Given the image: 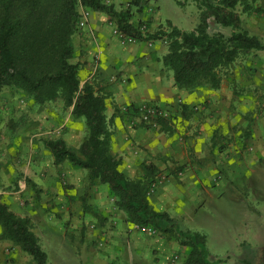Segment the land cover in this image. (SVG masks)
Listing matches in <instances>:
<instances>
[{"label":"crops","instance_id":"crops-1","mask_svg":"<svg viewBox=\"0 0 264 264\" xmlns=\"http://www.w3.org/2000/svg\"><path fill=\"white\" fill-rule=\"evenodd\" d=\"M101 1L119 10L118 4L127 0ZM133 2L131 19L146 21L148 35H154L160 28L166 29L167 23L175 26L170 21L161 23L154 13L150 14L147 2ZM245 15H240L242 27L264 43V9L261 19L253 14L246 18ZM108 20L104 12L91 11L86 26L72 36L70 62L78 65L79 85L90 82L105 97V115L113 120L110 150L121 160L122 170H136L130 174L141 176L142 168L135 161L151 156L161 171L168 173L166 169L170 168L173 177L168 176L155 189L150 198L152 206L171 219L170 213L185 215L189 209L199 208L206 196H211L209 189L213 184L227 186L220 176L213 182L217 171L235 172L233 168L227 170L228 157L223 158L222 154L214 156L215 165H212V157L200 167L192 160L205 159L204 145L209 141L221 140V145L231 146L238 132L236 129L244 126L242 111H258L259 106L264 105V50H251L239 56L218 89L182 90L174 84L172 72L162 65L161 58L166 52L163 42L150 38L155 40L152 46L147 45V39L121 45L111 35ZM208 22L210 32H219L224 37L231 35L229 27ZM242 68L245 73L240 71ZM242 77H247L248 81L244 83ZM12 93V90L0 91V183L3 184L0 200L15 215L28 218L38 233L43 232L37 236L44 240L48 259L51 257L54 264H153L150 256L155 255L157 264H166L169 250L186 253V246L178 241L144 234L125 222L122 212L110 208L105 185L100 184L97 189L88 185L85 188L88 180L85 170L67 161L53 163L45 145L47 140L60 138L76 149L86 136L84 120L74 117L71 107L62 110L60 101L38 105L28 102L26 96H22L18 104ZM25 98L27 105L22 103ZM180 101L185 106L183 114L178 105ZM140 103L169 110L173 116L170 130H163L161 125L150 128L136 123L132 126L126 108ZM256 126L259 129L253 130V141L262 156L264 124L256 119ZM134 146L140 149L138 158L132 155ZM19 173L27 178L28 184L19 180L15 187L14 179ZM63 179L72 186L70 189L63 186ZM84 193L89 197L90 207L103 215L101 223L112 221L115 224L103 235L87 227L85 232L79 231L80 222L88 224L94 220L86 215L85 220L80 221L86 214L79 200ZM1 231L0 227V235ZM92 241H103V249L95 256L87 251ZM6 245L12 249H6ZM29 262L30 257L17 245L0 237V264Z\"/></svg>","mask_w":264,"mask_h":264},{"label":"trees","instance_id":"trees-1","mask_svg":"<svg viewBox=\"0 0 264 264\" xmlns=\"http://www.w3.org/2000/svg\"><path fill=\"white\" fill-rule=\"evenodd\" d=\"M187 1L193 2L198 9V23L193 29L185 31L167 23L166 29L160 28L154 35L142 39L164 41L166 52L161 62L172 72L178 89L191 91L206 87L215 90L231 73L239 56L251 50H264V43L242 27L240 18L241 14L254 9L258 0ZM79 6L104 12L120 29L141 37L137 32L139 24L129 22L130 7L116 11L101 0H0V91L15 87L36 104L61 101L64 108L71 107V114L84 120L86 136L76 149L60 138L47 140L45 145L53 163L67 161L85 170L90 180L106 185L116 198L115 206L124 211L129 223L153 226L163 233L173 232L178 243L190 249L183 264H210L203 237L179 230L167 213L150 210L144 197L148 182L128 180L110 153L113 120L105 115V97L90 82L80 86L78 65L70 62ZM208 19L229 27L231 35L224 37L219 32H210ZM136 108L132 104L126 108L129 118L135 116ZM184 111L185 106H182L181 113ZM172 118L170 114L159 120L163 130H170ZM143 169L144 172L153 171L151 166ZM0 227L1 238L19 245L36 264H47L46 253L31 231L28 218L15 215L1 200ZM241 262L252 264L245 259ZM254 264H264V245L257 249Z\"/></svg>","mask_w":264,"mask_h":264},{"label":"rangeland","instance_id":"rangeland-1","mask_svg":"<svg viewBox=\"0 0 264 264\" xmlns=\"http://www.w3.org/2000/svg\"><path fill=\"white\" fill-rule=\"evenodd\" d=\"M147 3V6L153 7V11L149 13H154L155 17L157 16L161 23L170 21L178 29L185 31L193 29L194 26L198 23V9L197 6L191 1L148 0ZM118 6L120 7V9L116 11H120L124 8V2L119 3ZM253 6L254 9H252L244 17L246 18L248 15L253 14V16H256V18L261 19L264 9V0L256 1ZM80 7L81 6L78 7V11L80 10ZM129 22L132 24L146 23L148 27V23L146 21H142L139 19L132 20L130 18ZM78 29L79 28L76 24L75 32ZM242 69H240V71L245 73L246 70ZM242 81L246 83L248 81V78L242 77ZM203 88L204 87H201V89ZM2 90H12V96L17 99L16 101L18 104H21L20 100L22 96L28 97V102L35 103L29 95L15 87H5ZM262 97H264V95ZM26 100L27 99L25 98V100H23L22 102L25 105L28 104L26 103ZM178 105L180 110L181 107L184 106L181 101L178 102ZM259 107L261 109L258 111H254L253 109L242 111L244 126L236 129V131L238 132H236L235 141L231 144V146L228 145V143L221 145V140L209 141L208 144L206 143L204 145V148L206 150L205 159L203 161L201 159L192 160V162L196 166L200 167L206 165L211 157L212 165H215V155L222 154L223 158L228 157L229 168H227V170H231L233 168V171L235 170V172L237 173L234 172L224 174L222 171H217L215 173L216 176L213 181L214 183L218 181V178L220 176V178L224 179V182L227 183V186L215 187L216 185L213 184L209 189V193L211 196H206V201L199 208L195 210L189 209L188 213L185 215L179 213H170L172 219L176 222V227L179 230L192 232L203 237L204 247L208 252V261L210 262V264H244L243 262H241L243 259L254 264L257 260V249L264 244V154L262 156L259 155V153L255 149L256 144L253 141V130L259 129L257 126L255 127L256 119L260 122V124H264V112H261L264 109V105ZM64 109L66 108L63 107L62 110ZM255 114H257V118H254ZM131 119L133 120V117ZM132 120L131 123H133ZM136 123H133V125H131L134 126ZM230 148H233L232 152L229 151ZM131 152L134 158H138L137 156L140 152V149L138 146H134L132 147ZM112 156L118 161L119 170L122 171V173L128 180L134 182L142 181V183L148 182L147 187L144 191V197L149 209L154 212H159L152 206L150 198L153 193L151 195H147L148 187L152 182L159 181L161 177H163L162 182H165L168 179V176L172 175L173 177V171L168 168L166 169L168 170V173H165L161 171V169H158L154 162L151 160L153 159V157L151 156L150 158L143 159V161H139V159L135 161L137 162V166L142 168V175L137 177L133 173L132 175L134 177H132V175L130 174L131 171L134 172L136 170H122L121 160L113 154ZM230 164L232 166L231 168ZM146 166H151V170L153 171L144 172L143 167ZM162 170H165V168ZM176 173L178 172L176 171ZM222 174H224L223 177ZM85 176L88 178L86 171ZM19 180H23L28 184L27 178H24L23 174L19 173L14 179L15 187ZM64 180L65 179H63V181ZM85 182V188L88 185L90 187L96 186L97 189L98 185H100V183L92 181L89 178ZM2 185L3 184L0 183V186ZM63 186L66 189H70V187H72L66 184L65 181ZM88 198L89 197L87 193H84L83 196H81L79 199L81 202V207L86 213L84 217L82 215L83 218L80 219V221L85 220V217L87 216H90L94 220L91 219L92 221H90L88 224L80 222L78 224L79 231L85 232L87 227L91 231H98L97 233L99 235H103L106 231L111 230L113 228V225L115 224L112 221H110L109 224H107L106 221V223H101L103 215L100 214L99 210H95L90 207V205L88 204ZM106 199L108 200V204H110V208L113 211H120L125 215L124 211L115 206L114 202L116 198L113 194H111L107 186ZM125 222H128L126 215ZM29 227L37 237L40 247L44 250V240L43 238H39L37 236L43 235V232L41 231L40 233H38L36 231L37 227L32 226L30 222ZM102 227L107 228L103 231L101 229ZM148 227L152 229L151 233L145 231L141 232L144 234H150L151 236L163 237L166 240L177 241L173 232L163 233L160 230L155 229L153 226ZM2 239L12 243L13 245H17L11 240L5 238ZM71 241L74 240L71 238ZM17 246L20 248L19 245ZM53 246H51V248ZM87 247V251L95 256L98 253L100 254V251L103 249V241L89 242ZM5 248L11 250L12 246L6 245ZM185 248L186 253L169 250L166 264H183L190 251L189 247L186 246ZM49 252L51 254V250ZM28 256L30 257V262L28 264H36L34 259L30 255ZM150 259L152 261L151 263L157 264L158 259L155 255H151ZM48 263L54 264L55 261H51V257L49 259L47 257V264Z\"/></svg>","mask_w":264,"mask_h":264},{"label":"built area","instance_id":"built-area-1","mask_svg":"<svg viewBox=\"0 0 264 264\" xmlns=\"http://www.w3.org/2000/svg\"><path fill=\"white\" fill-rule=\"evenodd\" d=\"M141 3L148 2V0H139ZM133 0H127L124 2V8H128L132 5ZM148 12L153 11L152 6H147ZM91 10L88 8L80 7L79 10V18L77 20V27L83 28L86 26V23L90 17ZM212 22V19H208ZM207 20V22H208ZM108 25L110 28L111 35L116 38L119 44L125 45L130 43H135L142 39V37H146L149 33V29L146 23H140L137 27L138 37L136 35H131L120 29L114 20H108ZM209 24V22H208ZM210 26V25H209ZM164 43L161 39H156ZM155 40L147 39V45L152 46ZM170 116V113L167 109L149 103H140L137 105L135 116L133 117L132 122L142 124L144 126H148L150 128H156L159 125V120L166 119ZM61 130V128H59ZM57 130L56 133L59 131ZM163 177L159 179L157 182H152L147 190V195H151L154 193L155 189L162 183ZM134 228L139 231H145L148 233L152 232V229L148 226H138L134 224Z\"/></svg>","mask_w":264,"mask_h":264}]
</instances>
